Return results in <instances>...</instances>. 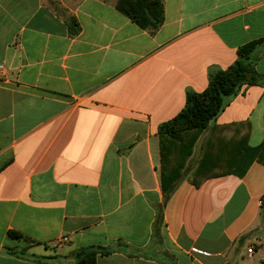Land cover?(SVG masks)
Here are the masks:
<instances>
[{"label":"crops","instance_id":"1","mask_svg":"<svg viewBox=\"0 0 264 264\" xmlns=\"http://www.w3.org/2000/svg\"><path fill=\"white\" fill-rule=\"evenodd\" d=\"M116 1L0 0V264L88 247L113 250L96 264H264V164L239 175L264 143V85L201 133L169 195L158 134L264 40V0H164L155 32Z\"/></svg>","mask_w":264,"mask_h":264},{"label":"trees","instance_id":"2","mask_svg":"<svg viewBox=\"0 0 264 264\" xmlns=\"http://www.w3.org/2000/svg\"><path fill=\"white\" fill-rule=\"evenodd\" d=\"M116 9L127 16L141 29L150 32L157 31L164 23V0H117ZM72 34L79 31V26ZM264 44V40L251 42L239 48L236 62L227 70L210 73L208 88L203 93L188 92L186 105L183 111L173 120L159 128L162 143V187L163 192L169 195L173 185L184 170L193 147L201 133L215 122L244 86L264 85V79L256 70L257 53ZM254 161L264 164V143L258 147L245 145L242 150L241 162L244 166L239 175ZM203 164L197 168L195 174L200 176ZM199 186L198 183H195ZM14 239L22 237L20 233L9 232ZM11 255L25 257V250L8 249ZM113 250L88 247L75 253V264H96L97 257L108 256ZM55 257H34L36 264H46Z\"/></svg>","mask_w":264,"mask_h":264},{"label":"built area","instance_id":"3","mask_svg":"<svg viewBox=\"0 0 264 264\" xmlns=\"http://www.w3.org/2000/svg\"><path fill=\"white\" fill-rule=\"evenodd\" d=\"M7 67L4 64H0V81L5 80L7 78ZM249 253H252V249L248 251Z\"/></svg>","mask_w":264,"mask_h":264},{"label":"rangeland","instance_id":"4","mask_svg":"<svg viewBox=\"0 0 264 264\" xmlns=\"http://www.w3.org/2000/svg\"><path fill=\"white\" fill-rule=\"evenodd\" d=\"M117 2V1H116ZM75 253H72V255H74Z\"/></svg>","mask_w":264,"mask_h":264}]
</instances>
